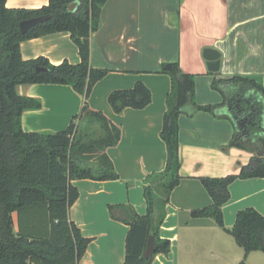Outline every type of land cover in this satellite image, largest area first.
I'll return each instance as SVG.
<instances>
[{
	"label": "crops",
	"instance_id": "crops-1",
	"mask_svg": "<svg viewBox=\"0 0 264 264\" xmlns=\"http://www.w3.org/2000/svg\"><path fill=\"white\" fill-rule=\"evenodd\" d=\"M49 0H7L11 8L38 9ZM91 66L107 69L88 99L89 108L101 111L119 129L117 144L106 149L119 179H74L79 197L70 218L91 239L79 264H124L130 227L122 222L123 210L111 206L131 204L147 212L144 179L167 165V148L161 138L166 97L171 90L166 64L196 75L195 99L201 105L223 102L213 89L219 78L242 75L264 87V0H108L102 9L101 27L93 32ZM221 53V67L211 72L203 56L205 48ZM24 59L47 57L60 64L81 61L71 33H52L21 43ZM142 81L152 93L143 109L126 108L116 113L109 95ZM22 95L40 98L42 107L27 110L22 126L27 132L65 130L83 108L84 100L72 86L63 84L20 85ZM180 154L183 176L170 195L161 227L171 241L168 254H157L152 264H254L261 251L247 257L236 239L211 218H196L192 211L213 200L200 177H225L240 172L252 153L229 146L235 127L231 120L199 111L180 117ZM224 205L227 228L239 210L255 208L264 215V177L237 179L230 185ZM16 213L14 219L16 220ZM258 256V257H257Z\"/></svg>",
	"mask_w": 264,
	"mask_h": 264
},
{
	"label": "trees",
	"instance_id": "trees-1",
	"mask_svg": "<svg viewBox=\"0 0 264 264\" xmlns=\"http://www.w3.org/2000/svg\"><path fill=\"white\" fill-rule=\"evenodd\" d=\"M73 1L78 5L70 11ZM107 1L49 0L41 8L27 9L8 7L7 0H0V264H79L91 239L70 218V208L79 197L72 180L119 179L106 153L119 141V129L88 105L93 87L108 73L91 66L90 42L91 34L101 27ZM47 14L52 15L48 21L21 31V21ZM62 31L71 33L79 63L65 60L54 64L45 56L23 58V41ZM170 66L162 70L171 78V90L160 133L167 148V165L147 174L143 181L145 214L131 204L111 206L113 217L116 208L123 210L120 220L130 227L124 264H152L157 254L171 251V241L162 237L161 227L171 192L183 178L179 121L183 114L194 116L199 111L231 120L235 135L229 146L247 150L252 157L237 174L200 177L213 202L193 210L192 216L213 219L244 248L246 257L253 251L264 252V215L252 207L241 209L233 227L227 228L223 210L235 180L264 177V87L242 75H215L212 87L222 94L223 102L201 105L195 99L196 75L184 71L177 61ZM31 84L72 86L83 97L81 112L65 130L25 131L23 113L42 107L40 98L18 91L20 85ZM108 100L113 110L121 113L128 107H147L152 93L137 81L131 88L112 91ZM38 210L44 214L41 221ZM150 235L155 238L156 251L147 258L144 252ZM239 264L247 263L244 259Z\"/></svg>",
	"mask_w": 264,
	"mask_h": 264
},
{
	"label": "water",
	"instance_id": "water-1",
	"mask_svg": "<svg viewBox=\"0 0 264 264\" xmlns=\"http://www.w3.org/2000/svg\"><path fill=\"white\" fill-rule=\"evenodd\" d=\"M77 5H78V2L73 1L69 5V10L74 11L76 9ZM51 18H52L51 14L41 15V16H37V17H33L30 19L23 20L20 22L19 26H20L21 31L23 33H25L28 30H30L32 27H34V26H36L42 22L48 21ZM203 56L207 60V66H208L209 71L217 72L220 70V67H221V53H220V51H218L215 48L208 47V48L204 49ZM170 67H171L170 64H167L165 66V69H169ZM37 70L42 71V70H46V68L37 67ZM155 251H156L155 238L153 235H150L148 242H147L146 250L144 252V256L147 258H150L154 255Z\"/></svg>",
	"mask_w": 264,
	"mask_h": 264
},
{
	"label": "rangeland",
	"instance_id": "rangeland-1",
	"mask_svg": "<svg viewBox=\"0 0 264 264\" xmlns=\"http://www.w3.org/2000/svg\"><path fill=\"white\" fill-rule=\"evenodd\" d=\"M37 219L38 221H41L44 218V214L41 211H37ZM36 219V218H35ZM44 221V220H43ZM255 255H260V259L257 258L254 262V264H264V252H258ZM258 257V256H257ZM251 264V263H250Z\"/></svg>",
	"mask_w": 264,
	"mask_h": 264
}]
</instances>
